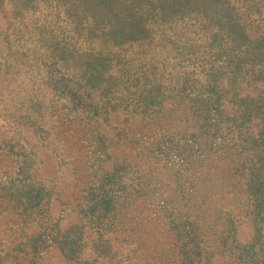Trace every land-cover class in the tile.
Instances as JSON below:
<instances>
[{
    "label": "rangeland",
    "instance_id": "rangeland-1",
    "mask_svg": "<svg viewBox=\"0 0 264 264\" xmlns=\"http://www.w3.org/2000/svg\"><path fill=\"white\" fill-rule=\"evenodd\" d=\"M83 3L0 0V264H264V0L137 50Z\"/></svg>",
    "mask_w": 264,
    "mask_h": 264
},
{
    "label": "trees",
    "instance_id": "trees-1",
    "mask_svg": "<svg viewBox=\"0 0 264 264\" xmlns=\"http://www.w3.org/2000/svg\"><path fill=\"white\" fill-rule=\"evenodd\" d=\"M40 0H27V9L35 8ZM96 3V11L99 12V22L102 25L108 24V20L112 21L111 37L117 44H124L127 41V32L125 33L128 20L130 21L133 12L132 4L138 7V15L140 16V24L136 27H129V45L136 48L148 45L152 42L148 41L152 31L158 30L165 24L176 22L178 19L191 14H195L209 26H224L227 22L230 24H238V14L235 12L239 6L244 4V0H93ZM69 7L81 8L83 0H51V4H58ZM241 4V5H240ZM79 10V9H77ZM178 18V19H177ZM236 24V25H237ZM131 28V29H130ZM116 30H118L116 32ZM155 35L158 33L155 32ZM104 36V35H101ZM54 39L58 38L52 37ZM157 39V38H156ZM150 54L156 53L151 52ZM153 55V54H152ZM150 64L151 70L159 71L160 64L153 62ZM147 75L151 76L147 72ZM145 83H151L148 76H144ZM137 83L139 80H136Z\"/></svg>",
    "mask_w": 264,
    "mask_h": 264
}]
</instances>
